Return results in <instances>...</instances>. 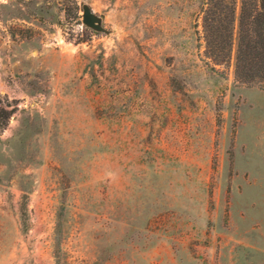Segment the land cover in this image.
Wrapping results in <instances>:
<instances>
[{
	"label": "rangeland",
	"instance_id": "374dc122",
	"mask_svg": "<svg viewBox=\"0 0 264 264\" xmlns=\"http://www.w3.org/2000/svg\"><path fill=\"white\" fill-rule=\"evenodd\" d=\"M204 3L0 0V264H264V89Z\"/></svg>",
	"mask_w": 264,
	"mask_h": 264
},
{
	"label": "trees",
	"instance_id": "16d2710c",
	"mask_svg": "<svg viewBox=\"0 0 264 264\" xmlns=\"http://www.w3.org/2000/svg\"><path fill=\"white\" fill-rule=\"evenodd\" d=\"M204 1L206 57L215 66H222L230 63L235 52L236 82L264 89V0H240L238 16V0ZM15 112L0 101V133Z\"/></svg>",
	"mask_w": 264,
	"mask_h": 264
},
{
	"label": "water",
	"instance_id": "95a60500",
	"mask_svg": "<svg viewBox=\"0 0 264 264\" xmlns=\"http://www.w3.org/2000/svg\"><path fill=\"white\" fill-rule=\"evenodd\" d=\"M82 23L96 34H111L112 31L106 29L104 18L96 14L92 8L84 3L82 5Z\"/></svg>",
	"mask_w": 264,
	"mask_h": 264
}]
</instances>
